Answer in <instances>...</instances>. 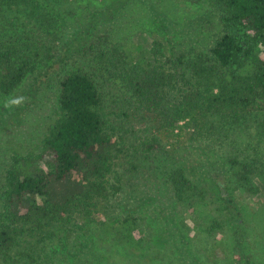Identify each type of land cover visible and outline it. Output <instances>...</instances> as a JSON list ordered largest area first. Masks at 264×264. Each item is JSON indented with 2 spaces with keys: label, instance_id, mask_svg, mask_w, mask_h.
Instances as JSON below:
<instances>
[{
  "label": "rangeland",
  "instance_id": "rangeland-1",
  "mask_svg": "<svg viewBox=\"0 0 264 264\" xmlns=\"http://www.w3.org/2000/svg\"><path fill=\"white\" fill-rule=\"evenodd\" d=\"M55 1V13L44 0L40 25L32 26L23 18V25L18 22L12 30L16 36L12 39L47 44L54 37L76 34L94 20L98 34L109 32V41L103 44L101 39L97 44L104 52H139L138 57L150 61L152 54L159 53L161 62H168V72L176 68L181 54L208 53L216 40L215 10L207 0L200 4L195 0ZM116 4L121 5L109 14L108 8ZM59 58L58 54L55 62ZM109 61H114L111 54L101 63ZM96 63L90 58L82 64L96 68ZM53 65L50 72L39 67L10 97L0 98V174L12 156L40 152L46 125L58 112L56 87L64 68ZM107 72L100 67L94 80L100 93L98 111L121 147L106 176L120 192L111 191L97 209L90 210L87 220L76 217L68 241L60 234L61 259L55 264H264V184L259 177L252 178L256 191L249 194L228 183L230 159L264 165V110L237 121L209 114L190 122L181 139L169 146L159 134L160 112L137 103L121 80H113ZM13 114L17 119L10 121ZM154 140L157 149L146 150L145 144ZM175 169L184 170L203 199L183 203L173 197L167 174ZM221 179L230 205L220 197ZM116 218L137 220L129 238L133 244L118 247L122 238L113 237L108 239L111 247L105 243L103 238L117 230L105 227ZM211 248L218 259L208 257Z\"/></svg>",
  "mask_w": 264,
  "mask_h": 264
},
{
  "label": "trees",
  "instance_id": "trees-1",
  "mask_svg": "<svg viewBox=\"0 0 264 264\" xmlns=\"http://www.w3.org/2000/svg\"><path fill=\"white\" fill-rule=\"evenodd\" d=\"M207 1L215 10L214 45L208 53L181 54L176 68L168 72V62H161L159 53L152 54L150 61L138 57L139 52H104L97 44L101 39L103 44L109 41V32L98 34L94 20L76 34L54 37L47 44L13 40L12 30L23 18L32 26L40 25L46 5L44 0H0V98L10 97L39 67H48L50 72L58 63L64 68L56 87L58 112L46 125L40 152L12 156L0 174V264H55L61 259L60 234L68 241L78 219L87 220L90 210L97 209L111 191L119 194L120 187L106 179L121 147L98 111L100 93L94 71L100 67L113 80H121L137 103L160 112L159 134L169 146L181 139L190 122L209 114L237 121L264 110V0ZM202 2L195 0L196 4ZM46 3L52 12L58 8L55 0ZM120 5L108 6L109 14ZM110 54L114 61L102 64ZM90 58L98 62L96 68L83 66ZM17 116L13 114L10 121ZM157 147L154 140L144 148ZM229 166L230 185L254 194L252 178L259 177L264 184L262 163L232 158ZM167 183L179 202L204 198L182 169L169 172ZM217 187L220 197L230 205L222 179ZM136 221L116 218L105 227L117 229L103 238L105 243L111 247L108 239L113 237L122 238L118 247L133 244L129 238ZM208 257L218 259L220 255L211 248Z\"/></svg>",
  "mask_w": 264,
  "mask_h": 264
}]
</instances>
